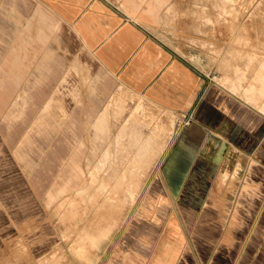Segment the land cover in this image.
Returning <instances> with one entry per match:
<instances>
[{
    "label": "rangeland",
    "instance_id": "rangeland-1",
    "mask_svg": "<svg viewBox=\"0 0 264 264\" xmlns=\"http://www.w3.org/2000/svg\"><path fill=\"white\" fill-rule=\"evenodd\" d=\"M163 12L154 35L263 119L264 0ZM190 120L119 84L41 1L0 0V264H63L87 229L112 227L105 248L168 216L164 167Z\"/></svg>",
    "mask_w": 264,
    "mask_h": 264
},
{
    "label": "crops",
    "instance_id": "crops-1",
    "mask_svg": "<svg viewBox=\"0 0 264 264\" xmlns=\"http://www.w3.org/2000/svg\"><path fill=\"white\" fill-rule=\"evenodd\" d=\"M38 1L119 84L191 118L164 167L170 214L138 219L111 247L98 244L112 227L87 229L78 245L85 235L93 244L63 264H184L188 251L199 264H264V118L154 35L163 11L184 0Z\"/></svg>",
    "mask_w": 264,
    "mask_h": 264
},
{
    "label": "bare ground",
    "instance_id": "bare-ground-1",
    "mask_svg": "<svg viewBox=\"0 0 264 264\" xmlns=\"http://www.w3.org/2000/svg\"><path fill=\"white\" fill-rule=\"evenodd\" d=\"M133 118H135V117H133ZM90 240H92V241H90V243H91V244H93V237H91V239H90Z\"/></svg>",
    "mask_w": 264,
    "mask_h": 264
}]
</instances>
